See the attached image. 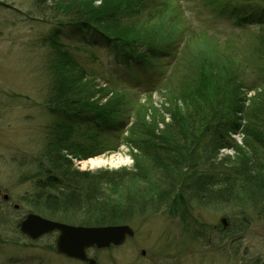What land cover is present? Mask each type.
Segmentation results:
<instances>
[{
    "label": "rangeland",
    "instance_id": "obj_1",
    "mask_svg": "<svg viewBox=\"0 0 264 264\" xmlns=\"http://www.w3.org/2000/svg\"><path fill=\"white\" fill-rule=\"evenodd\" d=\"M82 1L97 8V14L102 4L105 8L113 2ZM161 2L165 5L150 12L142 25H120L137 36L149 33L148 52L168 45L179 48L173 64L170 57L160 61L167 67L163 83L145 86L158 72L143 70L131 50L89 30L58 26L51 21V9L44 15L37 11V0H0V233L19 243L15 248L0 245V264H87L57 253L56 232L38 242L12 236L15 221L34 214L24 202L35 194L34 170H51L54 179L61 177L57 166L44 159L49 129L59 124L53 114L58 111L49 104L50 68L58 60L70 61L73 71L83 73L77 85L92 107L85 110V118L70 122L79 132L72 142L90 150L85 153H100L97 157L122 154L130 164L84 170L81 164L88 160L71 159V173L105 175L98 185L100 200L68 213L69 223L42 218L84 227L79 223L107 219L94 210L98 203L116 216L126 209V216H118L122 220L105 227L128 226L134 237L119 247L90 249L97 264H264V127H253L258 139L246 141L248 123L240 112L244 105L249 109L253 101H264V90L257 88L258 80L264 81V0ZM223 9L243 14L221 17ZM240 21L250 24L238 28ZM128 58L133 66H128ZM67 65L64 70L71 71ZM205 104L220 110L203 118ZM66 105L76 110L85 106ZM102 112H114L123 130L108 132ZM154 134L166 140H153ZM151 151L157 162L155 153H146ZM166 154L177 166L168 165ZM209 167L248 170L258 177V188L252 192L250 184L236 176L230 193H217L220 188L213 187L194 200L181 183L192 182L199 172L205 175ZM176 181L174 191L166 188Z\"/></svg>",
    "mask_w": 264,
    "mask_h": 264
},
{
    "label": "trees",
    "instance_id": "obj_2",
    "mask_svg": "<svg viewBox=\"0 0 264 264\" xmlns=\"http://www.w3.org/2000/svg\"><path fill=\"white\" fill-rule=\"evenodd\" d=\"M158 2V0H113L112 3H110L108 6L104 8L103 4L101 7L103 9H99L102 11L101 14H97V11L94 6L91 5H85L82 0H37L36 9L37 11L44 15L46 9H51L53 12L50 15L51 21L58 23V26L61 25L62 27L70 26L71 29H79V30H89L90 32H93L94 35L96 34L100 38H105L109 41H112V44H118L121 45L124 49L131 50V55H135L136 59L141 62L138 63L143 68H157L158 72H164V69H166V66L160 63V61L168 59L171 60V64H173L176 59H178L177 51L179 48L177 47H170L169 45L164 48L160 47L162 51H151L148 47L145 46L147 41V38L150 37L149 33H144L142 35L137 36L134 32L132 34L128 32L127 29L120 28V25L123 24H130L131 28H135L137 24L140 25L143 24L145 17L147 18V15H149L150 12H152L154 9H157L156 7L165 5ZM263 1V0H260ZM226 9H223L221 12L225 11ZM117 11V13H116ZM221 12L218 13L220 14ZM238 12V13H237ZM218 14V15H219ZM229 14V15H228ZM242 10L237 9H231L230 12H223L221 17L224 16H234L240 17L242 15ZM242 21V20H241ZM239 22L237 25L238 28H245L250 24V22ZM93 27V28H90ZM189 27V26H188ZM54 43V41H52ZM62 47V46H61ZM159 47V44H158ZM64 48V46L62 47ZM57 51H60L63 53L64 50H61L60 47L57 48ZM158 52H162L159 54ZM66 53V52H65ZM149 53V54H148ZM145 56V57H143ZM152 59V62H151ZM128 65H131L132 58H128ZM135 60V59H134ZM147 62V63H146ZM64 63H67V69H71V67L74 68V66L71 64L70 61H64V60H58L54 63H52L51 70V91H50V101L49 104L51 107L56 108L55 110L58 112H53L54 115L58 118L59 124L56 125V127H53V129H49L50 142H48L47 148H45V157L44 159L47 161V163L52 164L54 167L57 166V170L61 177L58 178L60 180L54 179V176L51 174V170H38L35 169L34 171H37V175L32 178V180L35 183V194L32 199H24V202H26L30 208V211L32 213L47 217L51 220H58L63 222L69 223L70 221H66L65 217L68 213H74L76 211H80L79 208L83 205V203L89 204L93 200H100L96 199L98 196V193L100 192V189L98 185L101 183V179H105V175L101 174L99 177H92L88 174L80 173L78 171H73V173L70 172L71 168V159H81V160H87L89 158L100 156L101 154L96 153H85L87 150L83 146H79L77 142H72V139L74 137L77 138V134L79 132L75 131L73 129V126L70 125V122L72 121H78L80 118H85L84 116L88 115V113L85 111L88 109H92V107H88L89 101L86 100L87 98L82 95L80 91V87L77 85L79 84L78 81H80L83 78V73L77 70L71 71H65L64 70ZM150 63V64H148ZM170 64V65H171ZM66 65V64H65ZM70 65V66H69ZM78 72L80 74H78ZM208 76V74H207ZM224 77V76H223ZM232 77V74H230V78ZM248 76L244 74V79H246L247 82ZM259 87L264 90V81L258 80ZM227 88V86H226ZM249 90H252L250 88ZM66 104H74L75 107L79 106V104H83V107H79L78 110L75 108H71L70 106H67ZM251 108H246L244 105L243 108H241V114H243L242 119L246 120L248 125L246 126V131H244V134L247 136L246 141H251V139H258V135L252 130L253 127L261 126L264 127V101L260 100V102H252L250 103ZM206 105V104H205ZM92 106V105H91ZM214 105H206L204 106L206 108L205 114L203 118L206 117V114L209 113L210 117H213L218 113L220 110L218 106L213 107ZM81 109H84L83 112L80 111ZM101 111V109H100ZM96 113V112H95ZM99 111H97V114ZM67 114V115H66ZM103 114V122L102 124L109 127L108 132L116 131L120 132L123 130V127L121 126L120 118H115L114 112L108 113V112H102ZM202 115V116H203ZM175 119L176 117L173 116ZM208 117V116H207ZM107 118V119H106ZM209 118V117H208ZM210 119V118H209ZM81 120V119H80ZM202 121V120H201ZM62 124L64 126L62 127ZM109 123V125L107 124ZM173 123V122H172ZM204 124V121H202ZM99 124V122H98ZM67 125V126H66ZM202 126V125H201ZM207 126V125H206ZM203 125V127H206ZM237 126V125H236ZM230 125L228 126L227 123L224 124V128L228 129ZM149 129H147V132ZM51 132V133H50ZM152 132V130H151ZM154 132V130H153ZM153 140H162L161 137L157 136L156 134L152 135ZM166 140V139H165ZM164 142V140H162ZM98 146H100L98 144ZM179 147V146H178ZM86 149V150H84ZM264 149V148H263ZM90 152V150H87ZM264 151V150H263ZM63 152H67V156L63 155ZM145 152V151H144ZM152 152V151H151ZM148 153V156L152 157V153ZM218 152V151H216ZM215 152V153H216ZM170 154V153H167ZM166 154V155H167ZM147 156V157H148ZM166 161L168 165H172L173 167L177 166L178 162H175L172 155H167ZM70 159V160H69ZM154 162H157L159 160V157L154 155ZM215 160L214 155L211 156V161ZM67 166V167H66ZM171 168L173 169V167ZM211 169L208 170V172L205 173V175L202 172H199L198 176H194L195 178H191L192 182L185 181L181 183L182 186H187L185 189L189 195H192V198L194 199V196L202 195L206 193L207 190L213 187H218L217 193L220 191L228 194L230 193L231 185L235 177L238 178L242 176L243 181L250 184L251 191L255 192L258 188V181H257V175L255 178L254 175H251L248 170H243L240 172H236L234 169H226L219 167H209ZM34 169V168H33ZM29 170H32V168H29ZM44 172V173H43ZM41 173V174H40ZM75 174L76 176L72 175ZM62 179V181H61ZM254 179V180H252ZM185 185H184V184ZM177 187V181L176 183H167L166 188L174 191ZM166 190V189H164ZM264 190V187H263ZM221 192V193H222ZM208 194V192L206 193ZM203 196V195H202ZM206 199V198H205ZM194 200H199V198H195ZM202 200V199H201ZM203 201V200H202ZM85 205V204H84ZM97 206L94 207V210L97 211L100 214L106 216L107 219H102L99 217V219L95 221L85 222V223H79L80 226L84 227H105V226H112L116 225V221L121 219L122 217H118L120 215L126 216L127 210H119L118 216L114 215L115 213H111L108 211H112V208L104 210L105 207L102 205V203L96 204ZM168 205V204H167ZM168 207V206H167ZM88 208V206H87ZM169 210V208H168ZM16 212H20V209H14ZM114 211V210H113ZM1 213V211H0ZM11 215H9L10 217ZM102 216V217H104ZM128 217H123V219ZM127 221V220H126ZM239 229V228H238ZM15 230V231H14ZM12 232V230H11ZM230 231L226 230L223 231L226 235L229 234ZM235 232V231H234ZM238 232V230L236 231ZM235 232V233H236ZM233 233V231L231 232ZM52 234L48 235L51 236ZM17 238V240H20L21 236L25 238L24 235H22L20 231V220L19 218L15 221V228L13 229V235ZM32 242V241H31ZM0 245L4 246H12V247H19V243H15L14 239H8L3 234L0 233ZM23 245V244H21ZM33 245V244H31Z\"/></svg>",
    "mask_w": 264,
    "mask_h": 264
},
{
    "label": "water",
    "instance_id": "obj_3",
    "mask_svg": "<svg viewBox=\"0 0 264 264\" xmlns=\"http://www.w3.org/2000/svg\"><path fill=\"white\" fill-rule=\"evenodd\" d=\"M8 200V197H5ZM20 230L23 235L31 240H38L41 237L58 232L56 250L59 255L70 259L80 260L87 264H96V260L87 256V250L108 249L111 246L119 247L126 239L133 238L134 232L128 226L84 228L73 227L50 220L43 219L36 214H29L20 223Z\"/></svg>",
    "mask_w": 264,
    "mask_h": 264
},
{
    "label": "bare ground",
    "instance_id": "obj_4",
    "mask_svg": "<svg viewBox=\"0 0 264 264\" xmlns=\"http://www.w3.org/2000/svg\"><path fill=\"white\" fill-rule=\"evenodd\" d=\"M87 162L81 164L82 169L96 170L100 168H120L123 166H128L130 164L129 158L122 154L113 155L109 158L107 157H94L87 159ZM89 254L87 253V256ZM89 257V256H88Z\"/></svg>",
    "mask_w": 264,
    "mask_h": 264
}]
</instances>
